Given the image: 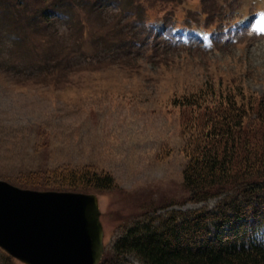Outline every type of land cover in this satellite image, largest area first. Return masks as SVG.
Masks as SVG:
<instances>
[{
  "label": "rangeland",
  "instance_id": "1",
  "mask_svg": "<svg viewBox=\"0 0 264 264\" xmlns=\"http://www.w3.org/2000/svg\"><path fill=\"white\" fill-rule=\"evenodd\" d=\"M164 1L168 7L155 0L147 8L148 22L160 23L146 43L151 24L143 32L134 23L143 16L135 4L128 17L117 6L92 17L83 9L78 25L1 34L0 179L40 190L24 180L43 167L109 172L113 189L83 191L99 196L105 252L136 220L212 210L220 199H189L174 97L208 81L244 84L247 95L264 96V0H205V13L202 0ZM216 15L223 17L211 20ZM164 16L204 34L199 41L169 38ZM112 264L143 263L129 254Z\"/></svg>",
  "mask_w": 264,
  "mask_h": 264
},
{
  "label": "trees",
  "instance_id": "2",
  "mask_svg": "<svg viewBox=\"0 0 264 264\" xmlns=\"http://www.w3.org/2000/svg\"><path fill=\"white\" fill-rule=\"evenodd\" d=\"M145 1L148 6L142 0H0V40L4 28L28 33L51 26L58 29L57 22L71 20V25H78L83 9L92 17L108 15L117 6L128 17L135 4L143 16L134 23L142 30L152 24L149 37L144 36L146 43L159 19L148 22L151 17L146 11L155 0ZM201 4L205 13L208 3L202 0ZM216 17L223 16L211 20ZM161 20L175 24L165 16ZM136 33L140 39L142 32ZM5 37L13 42L19 39L18 33ZM121 43L127 45L126 40ZM246 89L244 84L222 86L208 81L173 100L181 117L187 157L183 179L189 199L220 197L215 208L173 210L163 218L136 220L123 229L100 264L120 262L129 254L143 264H264V96L247 95ZM30 173L32 178L25 183L40 189L110 190L116 186L109 172L91 166L43 167ZM0 251L2 264L17 262Z\"/></svg>",
  "mask_w": 264,
  "mask_h": 264
},
{
  "label": "water",
  "instance_id": "3",
  "mask_svg": "<svg viewBox=\"0 0 264 264\" xmlns=\"http://www.w3.org/2000/svg\"><path fill=\"white\" fill-rule=\"evenodd\" d=\"M99 196L22 188L0 179V247L26 264H99Z\"/></svg>",
  "mask_w": 264,
  "mask_h": 264
}]
</instances>
